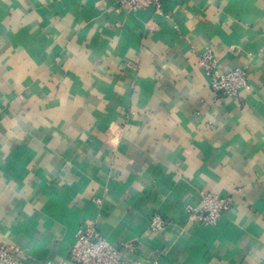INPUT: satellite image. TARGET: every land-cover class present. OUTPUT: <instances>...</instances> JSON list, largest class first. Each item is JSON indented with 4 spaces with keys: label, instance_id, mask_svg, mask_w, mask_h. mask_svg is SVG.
<instances>
[{
    "label": "crops",
    "instance_id": "1",
    "mask_svg": "<svg viewBox=\"0 0 264 264\" xmlns=\"http://www.w3.org/2000/svg\"><path fill=\"white\" fill-rule=\"evenodd\" d=\"M206 192L232 198L213 225ZM90 225L120 264H264V0H0V247L72 264Z\"/></svg>",
    "mask_w": 264,
    "mask_h": 264
},
{
    "label": "built area",
    "instance_id": "2",
    "mask_svg": "<svg viewBox=\"0 0 264 264\" xmlns=\"http://www.w3.org/2000/svg\"><path fill=\"white\" fill-rule=\"evenodd\" d=\"M114 1L118 5L134 11L151 9L157 13L162 12L163 0ZM198 65L210 76L211 88L215 92L238 98L247 86V67L238 66L229 71H219L218 61L210 48L199 53ZM231 205V196L206 192L202 194L199 205L193 210L200 220L213 225L218 222L225 211L230 209ZM151 225L156 229H160L165 225V219L156 216L153 218ZM19 252L18 247L1 246L0 264H18L17 255ZM69 259L72 264H120V250L103 236L98 227L90 225L78 231L76 241L69 251Z\"/></svg>",
    "mask_w": 264,
    "mask_h": 264
}]
</instances>
